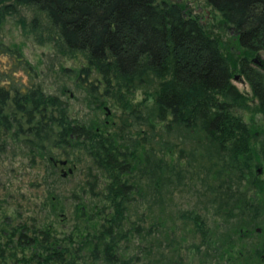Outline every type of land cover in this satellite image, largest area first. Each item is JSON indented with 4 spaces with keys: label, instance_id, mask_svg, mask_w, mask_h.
<instances>
[{
    "label": "trees",
    "instance_id": "obj_1",
    "mask_svg": "<svg viewBox=\"0 0 264 264\" xmlns=\"http://www.w3.org/2000/svg\"><path fill=\"white\" fill-rule=\"evenodd\" d=\"M204 1L219 12L240 47L248 52L261 50L264 55V0ZM185 6L177 0H0V22L13 16L23 32L53 41L64 56L77 55L83 62L78 82L93 95L101 86V93L118 101L122 109L140 111L131 107L126 94L140 88L142 100L149 99L153 119L207 143L222 167L232 168L246 185L263 187L264 179L254 177L252 163L254 153L264 161V129L236 113L237 108L251 109L249 98L230 81L231 66L218 39L206 33ZM25 9L30 11L27 21L21 14ZM0 55L9 60V65L0 67V132L41 151L82 147L106 177L97 212L102 221L95 231L56 234L48 228H33L27 237L20 224L6 233L1 228L0 236L6 239L0 242V264H130L134 253L119 257L118 242L128 240L123 220L128 202L140 194L132 174L140 168L137 146L133 148L131 142L121 146L113 134L69 116L57 94L44 92L33 82V69L16 45L0 40ZM247 58L243 54L238 59L239 70L256 100L255 111L264 115V74ZM17 69L28 75L27 83L14 77ZM234 186L215 187L214 194L221 191L222 201L214 209L227 217L238 216L236 223L241 227L247 223L240 218L246 209L255 214L263 206L245 187L238 189V182ZM176 217L188 220L200 242L210 245L213 239L197 211L181 210ZM14 231L15 245L25 244L29 252L4 253ZM223 252L220 249L218 254ZM258 252L253 250L256 259L248 264H264Z\"/></svg>",
    "mask_w": 264,
    "mask_h": 264
},
{
    "label": "rangeland",
    "instance_id": "obj_2",
    "mask_svg": "<svg viewBox=\"0 0 264 264\" xmlns=\"http://www.w3.org/2000/svg\"><path fill=\"white\" fill-rule=\"evenodd\" d=\"M177 1L184 2L186 12L196 16L206 33L218 39L220 50L227 56L230 81L251 104L250 110L237 108L236 113L248 124L264 129V115L255 111L256 100L238 65V59L246 54L249 64L264 74L261 50L248 52L240 47L219 12L204 0ZM21 14L29 20V10ZM14 18L7 16L0 22V40L17 46L33 69V82L42 91L57 94L77 122L113 134L121 146L126 142L137 146L140 168L132 174L140 184V194H134L128 202L122 224L128 229V240L118 242L119 257L134 253L130 264H248L255 260L253 250L264 241V185H246L244 179L236 177V171L222 167V160L207 143L153 119L148 112L149 99L142 100L140 88L126 92L131 107H138L139 112L122 109L118 101L101 93V86L97 95L89 93L77 78L82 60L77 55L60 54L53 41L23 32ZM6 64L9 60L0 55V67ZM14 77L28 82L23 70L17 69ZM252 169L253 173L256 170L255 178L264 179V161L256 153ZM105 182L103 171L82 147L65 145L41 151L0 132V230L4 233L18 224L27 237L33 228H48L56 234L95 231L102 221L97 212L103 203ZM236 182L238 189L245 187L263 206L255 214L246 209L240 218L247 223L241 227L236 223L238 216L227 217L214 209L222 201V192L215 196V187L235 188ZM188 209L204 219L213 239L208 247L200 242V235L188 220L176 217L178 211ZM151 221L161 224L152 227L148 225ZM135 222L138 224L132 228ZM16 234L14 231L4 253L30 251L25 244L20 248L15 245ZM5 239L0 236V242ZM220 249H224L221 255Z\"/></svg>",
    "mask_w": 264,
    "mask_h": 264
},
{
    "label": "flooded vegetation",
    "instance_id": "obj_3",
    "mask_svg": "<svg viewBox=\"0 0 264 264\" xmlns=\"http://www.w3.org/2000/svg\"><path fill=\"white\" fill-rule=\"evenodd\" d=\"M55 163V162H54ZM264 242V241H263ZM263 242L260 244V245H256L255 246V249H259V252H258V255H260L261 256V258L263 259V261H264V244H263ZM257 247V248H256Z\"/></svg>",
    "mask_w": 264,
    "mask_h": 264
},
{
    "label": "water",
    "instance_id": "obj_4",
    "mask_svg": "<svg viewBox=\"0 0 264 264\" xmlns=\"http://www.w3.org/2000/svg\"><path fill=\"white\" fill-rule=\"evenodd\" d=\"M64 161H65V160H61L60 162L63 163ZM68 171H69V169H68ZM62 174H64V172H62Z\"/></svg>",
    "mask_w": 264,
    "mask_h": 264
}]
</instances>
